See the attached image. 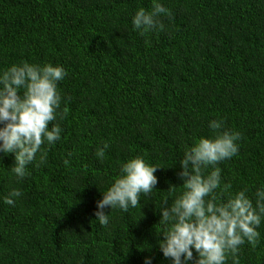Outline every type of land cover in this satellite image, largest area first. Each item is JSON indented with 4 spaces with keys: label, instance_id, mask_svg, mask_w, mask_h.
Wrapping results in <instances>:
<instances>
[{
    "label": "trees",
    "instance_id": "1",
    "mask_svg": "<svg viewBox=\"0 0 264 264\" xmlns=\"http://www.w3.org/2000/svg\"><path fill=\"white\" fill-rule=\"evenodd\" d=\"M159 2L171 13L163 30L141 34L131 17L151 0H0V69L28 61L67 71L61 139L42 145L20 181L12 154H0V264H143L146 255L169 264L155 204L181 183L179 165L169 166L210 135L213 119L241 134L238 154L219 165L223 181L249 194L264 183V0ZM134 155L160 166L164 191L111 210L102 227L100 190ZM13 189L22 195L10 206ZM259 231L226 264H264V224Z\"/></svg>",
    "mask_w": 264,
    "mask_h": 264
},
{
    "label": "clouds",
    "instance_id": "2",
    "mask_svg": "<svg viewBox=\"0 0 264 264\" xmlns=\"http://www.w3.org/2000/svg\"><path fill=\"white\" fill-rule=\"evenodd\" d=\"M151 5L150 10L141 7L131 17L133 29L141 34L163 30L161 17L171 14L159 0H151ZM66 76L62 66L49 62L21 61L0 69V154H12L10 171L17 181L26 177L42 145L61 139L62 128L55 123L62 100L58 83ZM208 128L209 136L195 139L169 166L179 165L176 175L181 183L169 184L166 195L155 204L159 211L154 225L156 245L169 264H226L241 245H255L261 236L264 183L251 194L247 188L233 191L219 167L238 154L241 134L226 128L223 118L210 120ZM108 147L105 143L99 155ZM159 167L142 155L121 162L96 201L94 215L99 224L109 225L111 210L128 213L142 207V197L164 191L156 188ZM21 195L13 189L3 203L13 206ZM143 264H153V257L146 255Z\"/></svg>",
    "mask_w": 264,
    "mask_h": 264
}]
</instances>
